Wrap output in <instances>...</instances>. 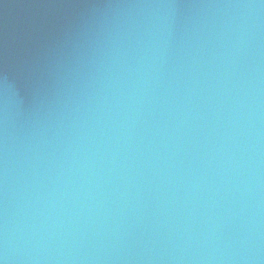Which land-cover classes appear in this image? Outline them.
<instances>
[{"label": "water", "instance_id": "1", "mask_svg": "<svg viewBox=\"0 0 264 264\" xmlns=\"http://www.w3.org/2000/svg\"><path fill=\"white\" fill-rule=\"evenodd\" d=\"M0 264H264V0H0Z\"/></svg>", "mask_w": 264, "mask_h": 264}]
</instances>
